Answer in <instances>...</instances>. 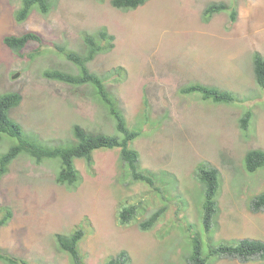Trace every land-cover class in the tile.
<instances>
[{"label":"rangeland","instance_id":"obj_1","mask_svg":"<svg viewBox=\"0 0 264 264\" xmlns=\"http://www.w3.org/2000/svg\"><path fill=\"white\" fill-rule=\"evenodd\" d=\"M53 1L47 15L34 9L18 23L14 12L21 0H0V93L22 95L11 118L29 137L49 144L72 141L74 124L116 135L113 118L88 89L42 76L49 68L75 71L56 44L80 51L84 32L106 28L113 48L89 68L108 76L129 127L141 124L148 111L142 135L129 147L138 152L142 170L162 177L164 196L128 180L118 149L95 151L92 170L75 160L80 182L74 188L55 183L57 160L36 163L22 153L0 176V206L12 211L0 228L1 252L26 264H71L55 236L78 229L84 231L79 244L84 264H105L123 251L128 264H188L194 235L203 253L219 242H264V210H250L252 199L264 192V168L248 173L243 164L247 151H264V88L255 82L252 59L254 52L264 57V0H150L128 11L113 8L110 0ZM218 1L237 8L234 23L228 11L202 20L205 6ZM27 32L39 35L42 44L28 42L21 56L4 45L6 36ZM195 82L231 91L241 101L215 104L198 93H180ZM246 110L252 117L243 131L239 120ZM16 143L2 135L0 157ZM204 164L216 168L220 179L209 230L202 220L204 187L195 175ZM142 197L145 213L120 225V202ZM160 206L166 207L161 219L149 231L140 230L138 223ZM206 264L264 260L212 256Z\"/></svg>","mask_w":264,"mask_h":264},{"label":"trees","instance_id":"obj_2","mask_svg":"<svg viewBox=\"0 0 264 264\" xmlns=\"http://www.w3.org/2000/svg\"><path fill=\"white\" fill-rule=\"evenodd\" d=\"M150 0H110V5L118 10H135ZM53 0H21L20 7L14 12V18L18 23L24 22L34 9L40 14L47 15L53 8ZM228 11L229 21L237 20V8L229 7L225 2H212L205 6L202 11V20L208 22L214 15ZM83 48L80 51L68 49L64 45H55L57 52L63 56L74 68L71 71L64 68H49L42 72V76L49 81L59 82L70 87L86 88L89 94L94 95L105 106L109 115L113 118L116 135L104 132H93L85 129L79 124L71 128L72 141L49 144L33 139L24 133L21 125L11 118V111L22 102L19 92L0 93V139L2 135L15 138L17 143L8 148L0 157V176L7 173L9 165L22 153L29 155L36 163L43 160L54 161L58 165L55 174V183L67 188H74L80 182V175L75 166V160L85 161L89 170L93 169V153L97 150L118 149L119 158L126 169V177L132 183H141L161 198L164 196V183L162 177L154 173L144 171L140 167L139 154L129 147L130 143L139 138L143 133V124L148 118V111L144 113L141 124L129 127L124 112L121 108L118 96L109 87L108 76H101L89 68V64L100 54L109 52L113 48L114 37L108 33L106 28H100L94 33L84 32L82 34ZM42 44L39 35L27 32L20 36H6L3 43L10 50L21 56V52L28 42ZM253 73L256 84L264 88V57L258 52L253 56ZM119 76L121 68L115 69ZM180 93L190 95L200 94L203 101H211L215 104H231L240 102L241 99L231 91L219 89L199 82L184 85ZM252 112L246 110L240 120L239 127L246 131L251 121ZM141 122V120H140ZM243 164L246 172L254 173L264 168V151L252 149L246 152ZM197 179L204 187V201L202 203L203 224L206 230L212 228L216 214V197L219 190V172L216 168L206 164L197 168L195 173ZM149 203V202H148ZM145 199H124L120 202L117 210V220L120 225H128L147 210ZM250 210L259 213L264 210V192L255 196L250 203ZM166 211L165 206L154 210L146 219L138 223L142 231H149L161 219ZM12 218L9 208L0 206V228L5 226ZM84 237L82 229L75 230L69 234H56L55 241L60 251L69 255L71 264H84L79 250V244ZM191 253L187 257L188 264H206L212 256L219 258L236 259L242 263L253 259L264 260V242L256 239H239L229 242H219L210 247L207 253H203L202 241L198 235L191 237ZM0 261L8 264H26L24 261L9 256L0 250ZM126 252H120L109 258L105 264H128Z\"/></svg>","mask_w":264,"mask_h":264},{"label":"water","instance_id":"obj_3","mask_svg":"<svg viewBox=\"0 0 264 264\" xmlns=\"http://www.w3.org/2000/svg\"><path fill=\"white\" fill-rule=\"evenodd\" d=\"M15 77H17V74H15V75L13 76V78H15Z\"/></svg>","mask_w":264,"mask_h":264}]
</instances>
